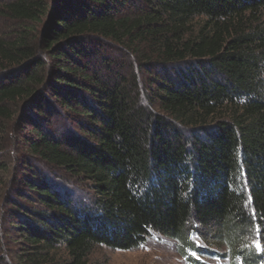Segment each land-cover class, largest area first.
<instances>
[{"label": "trees", "instance_id": "16d2710c", "mask_svg": "<svg viewBox=\"0 0 264 264\" xmlns=\"http://www.w3.org/2000/svg\"><path fill=\"white\" fill-rule=\"evenodd\" d=\"M0 20V264L156 235L264 264V0H4Z\"/></svg>", "mask_w": 264, "mask_h": 264}, {"label": "rangeland", "instance_id": "374dc122", "mask_svg": "<svg viewBox=\"0 0 264 264\" xmlns=\"http://www.w3.org/2000/svg\"><path fill=\"white\" fill-rule=\"evenodd\" d=\"M2 1L4 0H0V2ZM14 27L15 24L0 20V34ZM81 188H83V186ZM192 241L195 242L196 245H203L201 240L195 236L192 237ZM254 251L258 252L256 249ZM89 260L90 262L98 264H190L187 262V259L178 252L173 241L157 235L151 237V239L147 240V242L138 249L131 251L110 250L104 247L97 248L89 256ZM200 261L205 264H232L228 256H214L211 260L201 258ZM238 262L235 264H242L239 260Z\"/></svg>", "mask_w": 264, "mask_h": 264}, {"label": "snow or ice", "instance_id": "6c2138e0", "mask_svg": "<svg viewBox=\"0 0 264 264\" xmlns=\"http://www.w3.org/2000/svg\"><path fill=\"white\" fill-rule=\"evenodd\" d=\"M253 246L255 247V249L260 252V251H264V248L261 247L260 241L257 238L256 240H254L253 242ZM196 247H199V245L197 244ZM190 255H192L193 257H195L196 259H201V257H199L198 253H196L195 251H193L192 253H190Z\"/></svg>", "mask_w": 264, "mask_h": 264}]
</instances>
